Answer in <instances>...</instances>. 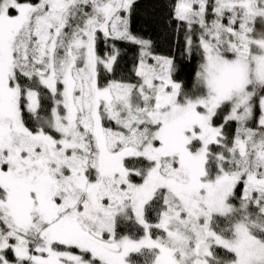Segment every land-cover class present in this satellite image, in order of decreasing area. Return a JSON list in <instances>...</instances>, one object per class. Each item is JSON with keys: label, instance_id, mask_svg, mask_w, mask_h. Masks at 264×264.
Masks as SVG:
<instances>
[{"label": "snow or ice", "instance_id": "obj_1", "mask_svg": "<svg viewBox=\"0 0 264 264\" xmlns=\"http://www.w3.org/2000/svg\"><path fill=\"white\" fill-rule=\"evenodd\" d=\"M142 7L0 0V264H264V0Z\"/></svg>", "mask_w": 264, "mask_h": 264}, {"label": "trees", "instance_id": "obj_2", "mask_svg": "<svg viewBox=\"0 0 264 264\" xmlns=\"http://www.w3.org/2000/svg\"><path fill=\"white\" fill-rule=\"evenodd\" d=\"M163 0H143V7L142 11H148L149 9L153 8V6L157 7L158 11H163L162 8ZM131 59V53L129 54V60Z\"/></svg>", "mask_w": 264, "mask_h": 264}]
</instances>
